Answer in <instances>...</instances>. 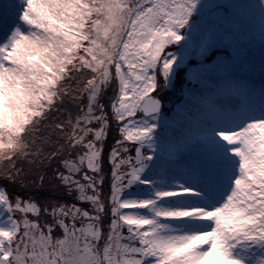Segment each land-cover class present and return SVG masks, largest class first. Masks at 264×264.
Wrapping results in <instances>:
<instances>
[{
	"label": "snow or ice",
	"instance_id": "obj_1",
	"mask_svg": "<svg viewBox=\"0 0 264 264\" xmlns=\"http://www.w3.org/2000/svg\"><path fill=\"white\" fill-rule=\"evenodd\" d=\"M0 264H264V0H0Z\"/></svg>",
	"mask_w": 264,
	"mask_h": 264
}]
</instances>
